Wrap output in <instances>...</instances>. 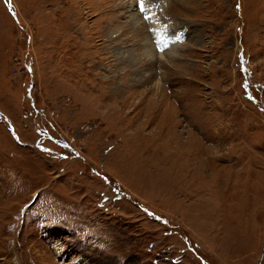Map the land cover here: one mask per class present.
<instances>
[{
	"label": "rangeland",
	"instance_id": "1",
	"mask_svg": "<svg viewBox=\"0 0 264 264\" xmlns=\"http://www.w3.org/2000/svg\"><path fill=\"white\" fill-rule=\"evenodd\" d=\"M140 1L0 0V264H264V0Z\"/></svg>",
	"mask_w": 264,
	"mask_h": 264
},
{
	"label": "bare ground",
	"instance_id": "2",
	"mask_svg": "<svg viewBox=\"0 0 264 264\" xmlns=\"http://www.w3.org/2000/svg\"><path fill=\"white\" fill-rule=\"evenodd\" d=\"M141 2V1H140ZM143 4H144V6H149V7H152L153 6V4H154V1L153 0H143ZM89 14V13H88ZM133 15V14H132ZM158 14L157 13H155V12H152V17H155V16H157ZM156 18H158V17H156ZM158 26V25H157ZM153 27V26H152ZM162 27V25L160 26V29L161 30H159V34H158V41L156 40V38H155V40H154V42H155V45L157 46L156 48H158L157 50H159V51H162L163 49H165V43L164 42H166L167 40H168V38H167V33L166 32H164L163 31V29L161 28ZM158 29H159V27H158ZM182 32V31H181ZM181 32H179V33H181ZM155 33V32H154ZM158 33V32H157ZM170 33V32H169ZM177 34H178V32L175 34V35H173L172 37H170V43H174V42H177V38H179V36H177ZM151 35V34H150ZM155 36V35H154ZM176 37V38H175ZM165 45V46H164ZM178 45V44H177ZM150 48V47H149ZM173 48H168V49H166V50H168L167 52H171V51H173L172 50ZM148 51V53H150L151 52V54H154V52L153 51H151V50H147ZM167 52H165V53H167ZM164 53V54H165ZM173 54H174V51H173ZM18 263V262H17ZM16 263V264H17ZM39 263L41 264V262L39 261ZM19 264V263H18Z\"/></svg>",
	"mask_w": 264,
	"mask_h": 264
},
{
	"label": "snow or ice",
	"instance_id": "3",
	"mask_svg": "<svg viewBox=\"0 0 264 264\" xmlns=\"http://www.w3.org/2000/svg\"><path fill=\"white\" fill-rule=\"evenodd\" d=\"M140 9H141V11H142V12L144 11V4H143V0H141V3H140Z\"/></svg>",
	"mask_w": 264,
	"mask_h": 264
}]
</instances>
